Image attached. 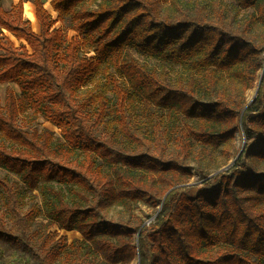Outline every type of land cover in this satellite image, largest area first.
I'll return each instance as SVG.
<instances>
[{
  "label": "trees",
  "instance_id": "trees-1",
  "mask_svg": "<svg viewBox=\"0 0 264 264\" xmlns=\"http://www.w3.org/2000/svg\"><path fill=\"white\" fill-rule=\"evenodd\" d=\"M23 2L0 5V83L20 89L0 100V135L12 143L0 142V166L30 188L41 182L52 195L51 224L83 237L30 232L19 190L0 176V264H11L10 249L27 264H264V0H51L77 33L68 43L43 0H31L38 33ZM128 48L157 64L125 57ZM111 64L128 86L106 73L77 93ZM109 93L119 116L106 138L94 127L103 125ZM131 94L142 115L128 122ZM25 108L64 142L48 129H21ZM139 200L161 206L149 223L121 211L104 217Z\"/></svg>",
  "mask_w": 264,
  "mask_h": 264
},
{
  "label": "rangeland",
  "instance_id": "rangeland-1",
  "mask_svg": "<svg viewBox=\"0 0 264 264\" xmlns=\"http://www.w3.org/2000/svg\"><path fill=\"white\" fill-rule=\"evenodd\" d=\"M23 15L25 18L29 19L31 21V27L35 32H39L40 25L35 15V7L31 0H23ZM51 0H43L44 6L46 10L48 11L49 16L52 19H57L60 17L58 13L52 8L50 4ZM17 0H0V5H2L4 8L8 9L10 8V5L12 3H16ZM68 18H58L56 21V26L61 27L63 29V32L65 34L66 43L69 42V40L72 37H76L77 33L73 31V29L70 27L68 23ZM2 32L13 41L15 45H20L24 41L16 39L11 33L7 32L6 30H2ZM82 53H87L88 55H93V51L91 49L84 48ZM129 53V54H126ZM124 56L129 57L132 56L133 58L137 59L140 62H145L148 64H157L156 59L149 57L143 53H140L134 49H126L124 51ZM109 70L103 71L99 73L95 78L90 77L87 79L80 89H78L77 93L79 95L86 94L87 92H90L95 83L97 82H106V73H114L116 77L119 79L120 82H122L124 85L128 86V83H125L123 78H119L118 73L116 72V69L114 65L108 66ZM8 88H11L15 91L17 95H20V89L18 85L14 82H8V83H0V100L2 103H4L7 90ZM131 89V88H130ZM258 90V87H256ZM255 88L250 89L246 93V99L247 102L252 101L255 96ZM132 90V89H131ZM130 92V91H129ZM84 94V95H85ZM257 94V93H256ZM111 101L109 103L108 111L106 116L103 119V125H96L94 127V131L96 133L103 135L104 137L108 138L109 129L117 123L118 113L115 110V100H114V94L109 93L108 94ZM142 115V106L136 100L134 95H130L126 100V111H125V117L128 122H131L133 119H136L138 116L140 117ZM92 120H94V116L91 117ZM17 124L20 126L21 129H24L28 132L32 131L33 129H38V131H42L44 129H48L52 132L54 141H60L64 142L63 137L61 136L60 129L56 127L54 124H52L50 121L45 119L40 113L33 112L30 108H25L24 111L19 113V116L17 118ZM0 142L5 144L7 147H11L12 143L0 135ZM243 142L242 134L239 132L236 135V146H240ZM116 146L120 148H124L121 144H117ZM242 149V148H241ZM241 150L239 151L238 155L240 154ZM237 155V156H238ZM82 157V155H79ZM235 159L230 161V163L223 167L224 169H227L230 165L233 164ZM0 176H8L9 179L14 183L15 187L19 190L21 194V204H20V211L23 216H27L28 213H30L29 217L32 218V223L29 227V231H33L36 234H40L42 232H53L56 239L64 236L68 243H71L74 239H81L83 236L78 230H66L63 227H61L58 223L51 224L50 221L52 219L49 217L47 213V206H46V197H52L51 193L48 190L43 191L41 182L38 184V187L36 188H30L26 182L23 181L22 178H20L19 175L6 170L2 166H0ZM197 181V177H192L189 181V183H193ZM50 187L56 191H60L65 196L67 195L66 186L64 184H60L58 182H51ZM4 199V198H3ZM2 199V192L0 191V202H3ZM2 210L5 208L4 206H1ZM161 206H151L150 204L146 203L143 200H139L137 202H134L131 208L130 212H126L122 210L120 207H113L107 211V213H104V217H113L114 219L118 218L119 212L124 216V218L128 219L129 217L132 218V220H136L137 218L144 221V223H149L151 220L155 218V216L160 211ZM33 210H37L36 213L32 212ZM8 224L7 226H13L14 222L6 219ZM5 254L9 255L11 259V264H27V258L24 257L22 253H20L17 250L10 249L5 252ZM130 264H138V261L133 260Z\"/></svg>",
  "mask_w": 264,
  "mask_h": 264
},
{
  "label": "water",
  "instance_id": "water-1",
  "mask_svg": "<svg viewBox=\"0 0 264 264\" xmlns=\"http://www.w3.org/2000/svg\"><path fill=\"white\" fill-rule=\"evenodd\" d=\"M256 93H257V89L255 90V96H256Z\"/></svg>",
  "mask_w": 264,
  "mask_h": 264
}]
</instances>
